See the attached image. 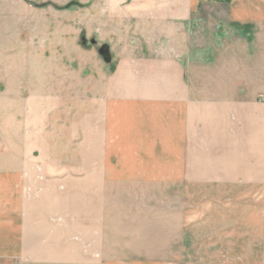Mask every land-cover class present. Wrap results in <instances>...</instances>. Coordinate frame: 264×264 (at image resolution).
<instances>
[{
	"label": "crops",
	"instance_id": "0c3cea01",
	"mask_svg": "<svg viewBox=\"0 0 264 264\" xmlns=\"http://www.w3.org/2000/svg\"><path fill=\"white\" fill-rule=\"evenodd\" d=\"M123 1L88 8L69 65L0 72V264H264V0Z\"/></svg>",
	"mask_w": 264,
	"mask_h": 264
},
{
	"label": "rangeland",
	"instance_id": "374dc122",
	"mask_svg": "<svg viewBox=\"0 0 264 264\" xmlns=\"http://www.w3.org/2000/svg\"><path fill=\"white\" fill-rule=\"evenodd\" d=\"M124 3L123 0H0V72L7 71V58L29 57L32 65L46 62L50 70L55 69L52 63L69 65L67 57L80 55L81 44L88 40L83 37L88 8L118 7ZM56 117L53 110L31 109L29 141L32 167L54 166L59 161L54 157L42 158L46 152L55 154ZM5 118V113L0 111V172L7 169ZM47 176L54 178L55 175L50 173ZM6 198L5 186L0 185V230L6 229Z\"/></svg>",
	"mask_w": 264,
	"mask_h": 264
},
{
	"label": "water",
	"instance_id": "95a60500",
	"mask_svg": "<svg viewBox=\"0 0 264 264\" xmlns=\"http://www.w3.org/2000/svg\"><path fill=\"white\" fill-rule=\"evenodd\" d=\"M100 53L105 57V60L110 61L111 58H109V49L106 45L101 47Z\"/></svg>",
	"mask_w": 264,
	"mask_h": 264
}]
</instances>
